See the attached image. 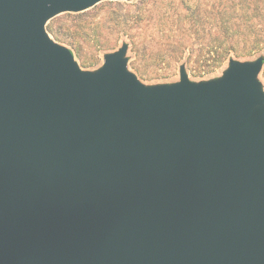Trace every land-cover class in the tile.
<instances>
[{
  "label": "water",
  "instance_id": "95a60500",
  "mask_svg": "<svg viewBox=\"0 0 264 264\" xmlns=\"http://www.w3.org/2000/svg\"><path fill=\"white\" fill-rule=\"evenodd\" d=\"M98 1L0 0V264H264V57L82 69L46 23Z\"/></svg>",
  "mask_w": 264,
  "mask_h": 264
},
{
  "label": "rangeland",
  "instance_id": "374dc122",
  "mask_svg": "<svg viewBox=\"0 0 264 264\" xmlns=\"http://www.w3.org/2000/svg\"><path fill=\"white\" fill-rule=\"evenodd\" d=\"M195 1L201 5L262 4L258 0H100L82 11L56 14L46 23L49 35L69 47L82 69L93 70L102 64L103 55L117 49L123 42L128 67L145 84L169 83L179 78L182 59L170 52L179 34L193 21ZM264 57V51L239 60ZM227 60L213 70L185 64L190 80L218 77ZM264 90V61L257 74Z\"/></svg>",
  "mask_w": 264,
  "mask_h": 264
},
{
  "label": "trees",
  "instance_id": "16d2710c",
  "mask_svg": "<svg viewBox=\"0 0 264 264\" xmlns=\"http://www.w3.org/2000/svg\"><path fill=\"white\" fill-rule=\"evenodd\" d=\"M244 1V0H242ZM257 7L201 5L195 1L193 21L179 34L170 52L180 64L213 70L229 58L264 51V0Z\"/></svg>",
  "mask_w": 264,
  "mask_h": 264
}]
</instances>
